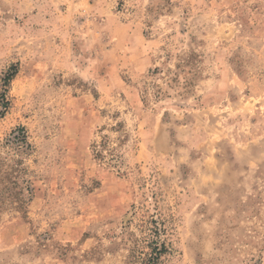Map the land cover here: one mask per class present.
<instances>
[{
	"label": "rangeland",
	"instance_id": "1",
	"mask_svg": "<svg viewBox=\"0 0 264 264\" xmlns=\"http://www.w3.org/2000/svg\"><path fill=\"white\" fill-rule=\"evenodd\" d=\"M0 174V264H264V0H0Z\"/></svg>",
	"mask_w": 264,
	"mask_h": 264
},
{
	"label": "trees",
	"instance_id": "2",
	"mask_svg": "<svg viewBox=\"0 0 264 264\" xmlns=\"http://www.w3.org/2000/svg\"><path fill=\"white\" fill-rule=\"evenodd\" d=\"M10 175L0 174V209L7 205L20 208L24 201L22 194L28 191L27 187H20L17 182L18 176L13 177V181L9 178ZM9 185L7 187L6 185Z\"/></svg>",
	"mask_w": 264,
	"mask_h": 264
}]
</instances>
